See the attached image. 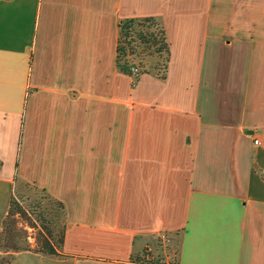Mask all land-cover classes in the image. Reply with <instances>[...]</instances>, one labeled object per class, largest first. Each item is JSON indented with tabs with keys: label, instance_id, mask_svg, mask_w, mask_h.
<instances>
[{
	"label": "crops",
	"instance_id": "1",
	"mask_svg": "<svg viewBox=\"0 0 264 264\" xmlns=\"http://www.w3.org/2000/svg\"><path fill=\"white\" fill-rule=\"evenodd\" d=\"M145 16L170 60L133 85L117 24ZM15 181L63 203L70 264H145L162 233L179 264H264V0H0V195Z\"/></svg>",
	"mask_w": 264,
	"mask_h": 264
},
{
	"label": "trees",
	"instance_id": "2",
	"mask_svg": "<svg viewBox=\"0 0 264 264\" xmlns=\"http://www.w3.org/2000/svg\"><path fill=\"white\" fill-rule=\"evenodd\" d=\"M117 28L118 36L115 57L117 70L131 76L133 78V85L138 78L145 73L153 74L159 79H165L171 53L163 23L154 16L125 18L118 22ZM153 58H157L158 60L151 62ZM132 68H135L137 71L133 73ZM21 184L27 186L31 185L25 182H21ZM32 186L36 187L34 185ZM41 190L43 193L47 194L45 190ZM47 196L59 207L65 220L63 203L51 197L49 194H47ZM20 212L25 213L23 208L13 198H10L9 209L6 217L2 221L0 230V250L9 253L10 251L28 249V246L21 241L23 233H26V231L16 227V221L12 217L13 214ZM63 224L58 240L61 248L65 221ZM44 228L51 234V227L44 225ZM43 251L49 254L57 253L56 247L47 240L43 244ZM176 255L174 259H171L169 264H179ZM132 259H135L137 262L142 260L139 255L132 256L131 260ZM144 261L145 264H166L161 260L147 258H145ZM142 262L143 261L140 263Z\"/></svg>",
	"mask_w": 264,
	"mask_h": 264
},
{
	"label": "rangeland",
	"instance_id": "3",
	"mask_svg": "<svg viewBox=\"0 0 264 264\" xmlns=\"http://www.w3.org/2000/svg\"><path fill=\"white\" fill-rule=\"evenodd\" d=\"M171 40L174 42L178 41L174 37ZM174 51V60L177 61L178 56L183 55L179 48L175 46ZM151 60V62H155L158 59L153 58ZM10 198H13L25 212L15 213L12 217L16 221V227L26 231V233H23L21 241L28 246V249L10 251L9 253L0 250V264H70L61 254V247L58 243L59 233L65 221L59 207L40 188L33 187L32 185H23L21 182L15 181L11 191L10 186H8L3 188V192L0 195V230L2 221L9 209ZM7 203L6 213L3 214ZM44 225L52 228L51 234L47 232ZM171 238L170 244L165 246L157 237L154 246L150 250H144L137 255L140 256L143 262H145V258L149 255L155 257L153 260H157V257L165 254L169 259H174L179 243L178 233L172 235ZM46 240L56 247V254H49L43 251V244Z\"/></svg>",
	"mask_w": 264,
	"mask_h": 264
},
{
	"label": "built area",
	"instance_id": "4",
	"mask_svg": "<svg viewBox=\"0 0 264 264\" xmlns=\"http://www.w3.org/2000/svg\"><path fill=\"white\" fill-rule=\"evenodd\" d=\"M132 71H133V73H135L137 70L135 68H132ZM253 143L259 144L260 141L258 138H254ZM159 240L162 241L163 243H166V242H168L169 239H168V236L166 234L162 233L159 235Z\"/></svg>",
	"mask_w": 264,
	"mask_h": 264
}]
</instances>
